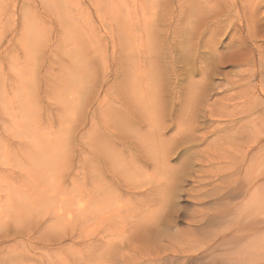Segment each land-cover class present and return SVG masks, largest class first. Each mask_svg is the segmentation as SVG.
Returning <instances> with one entry per match:
<instances>
[{"label": "rangeland", "instance_id": "374dc122", "mask_svg": "<svg viewBox=\"0 0 264 264\" xmlns=\"http://www.w3.org/2000/svg\"><path fill=\"white\" fill-rule=\"evenodd\" d=\"M96 1L0 0V204L6 196L17 202L9 204L16 207L12 215L4 219L0 212V264H211L228 255L239 258L232 264H264V230L252 245L213 250L208 239H219L230 216L213 225L216 231H193L191 216L180 212L168 234L154 230L164 226L174 202L183 211L218 197L204 204L186 191L175 199L170 190L188 156L176 144L169 150L178 131L172 124L188 122L182 108L195 102L188 104L192 85L206 82L205 94L195 98L208 109L251 111L258 120L260 90L253 97L252 89L258 78H244L248 66L241 59L264 48V0H105L100 8ZM217 19L222 23L208 26ZM189 41L192 61L183 55ZM161 53L170 81L160 94L155 60ZM149 111L167 128L148 123ZM205 117L197 133L209 127L210 137L208 144L194 143V158L203 161V174L234 175L241 167L235 176L242 183L247 163L237 156L250 142L228 146L223 131V139L211 135L225 127L240 137L242 123ZM212 141L230 157L205 151ZM189 178L185 189L194 185ZM243 213L264 217V198ZM182 245L186 260L169 261L177 250L184 257Z\"/></svg>", "mask_w": 264, "mask_h": 264}, {"label": "bare ground", "instance_id": "6f19581e", "mask_svg": "<svg viewBox=\"0 0 264 264\" xmlns=\"http://www.w3.org/2000/svg\"><path fill=\"white\" fill-rule=\"evenodd\" d=\"M104 1L105 0H97L95 6L97 8H100V6H101L100 4H103ZM105 2H107V1H105ZM228 4H230L229 6H231V5L235 6V3H233V2H232V4L231 3H228ZM228 11H230L229 8H228ZM26 19H27V17H26ZM221 23H222L221 20L217 19V20H214V22H212L211 25H208V26L209 27L210 26H216V25H219ZM184 47H185L183 49L185 51V53H183L184 57H186L188 59L187 61H192L194 59V55L192 53H190V50L193 48L190 41H189V44L187 43L186 45H184ZM256 47L258 48L257 49L258 56H256L255 54H252V56L247 55V57L244 56L245 58L241 59L242 65L248 66L247 68H245V71L248 72L249 76H245L244 78H247L249 82H252L250 80L251 77L258 78V83L255 84L256 86L252 87V89L254 91L253 97L256 96L255 94L258 90H260L258 94H260V93L264 94V48L262 47V45H257ZM159 52H161L160 46H158V50H157V53H159ZM186 52H188V53H186ZM252 52H253V50H252ZM127 56H128V54H127ZM124 57H126V55ZM155 61L158 64V66L155 67L156 68L155 73H156V77H157L156 79L158 80V90H160L161 87H164V89H162L160 91V94H161V92L163 90H167L169 88V87H167L168 82L170 81L169 76L167 74V69H168L167 64L168 63H166L167 62L166 56L164 58L163 53L158 54L157 60H155ZM161 63H162V65H161ZM196 83H198V85L197 84L192 85L191 95L189 97L190 102L188 101V104H189V103H191L192 99L193 100L195 99V102L192 103L193 106L191 108H189V106L182 108L184 110L186 109L185 111H188L191 114V115L189 114V116H188V122L185 124V121L182 118H180V119H178V121L175 122V124L174 123L172 124V125L177 124L178 131H176L177 132L175 135L176 139L174 138V141L171 142L172 144L171 143L169 144L168 148L171 152H173L172 145L176 144V146L178 148H181V153H187L188 156L186 158L183 157V162L186 165V167L183 168L179 172L180 175H178L177 180H175L176 181L175 184L173 185V187L170 190H171L172 196L175 199L179 198L181 192L186 191L188 197H190V198H192V199H194L200 203L204 202V204H206V202L204 200L207 197H211V196L213 197L215 195H218V197L214 200H209V201L207 200L208 203L203 208H199V209L184 208L183 211H181L179 204L174 202L173 204L170 205L171 207H169L170 211L169 210L168 211L170 213L166 210L168 213L166 214L167 216L164 215V217H167V220H166V218L164 220L165 221L163 224L164 226L161 225L160 227H157V229H154V228L153 229L155 230V232L157 234H159L161 230H162V234L163 233L168 234L170 229H171L170 226L173 225V224L171 225V223H173V221H174L172 215H174L176 213H180V212H182V214L184 212L185 216L188 214L187 216L189 218L191 216V220H193L192 222H194L195 226H196L192 229L193 231L194 230H202L203 231L205 229V227L210 228L213 231H216L213 229V225L218 224L220 222L222 223L223 221H226L230 218V220H232V222L225 227L224 233L219 237V239L218 238L216 239L213 236L209 237V239H208V241H212L213 244H215V247L214 246L212 247L213 250L224 246V248L229 253V250L235 249L238 246L240 247L242 245H245V246L252 245L254 235L258 231L264 230V217H261L258 220L246 219V215H245L244 218H241V216L244 214L243 208L248 207L249 209H252L253 202L255 203V201L258 198L259 199L261 198V200L264 198L263 197L264 196V99L259 100L258 94H257L256 99H254L258 103L257 107L260 110L259 116L257 117L258 120L251 118V116L253 115L251 111L240 110L239 112L237 111V112L228 113V114H225L223 111H216L215 112V111H212V110L207 108L206 101L203 103V101H198V97L195 98V96L197 94H205V92H206V87H205L206 82L203 79L196 82ZM156 110H158V109H156ZM160 112H161V110H160ZM206 115H209V117L217 115V116H222L224 118H228V119H226L225 123L229 126L235 127L239 123H242L241 125L238 126V129H237L239 131L243 130L240 137L234 135V133L232 131L226 130L225 127H218V126H217L218 128H215L211 133V135L221 134L220 136L223 139L224 138L223 133L220 132V131H223L224 135L228 136V139H226V140L228 142H230V141L233 142V143L231 142L232 144L231 143L228 144V142H227L228 146L229 145L230 146H238V142H245L244 144L247 145L250 142V145L247 146V148L241 153V155L237 156V159L240 158L241 161H244V163H247L246 164L247 165L246 173L243 176L244 181L242 183H239L238 182L239 179L235 176V174L236 175L239 174L238 172L241 171L240 170L241 167L238 170L234 171V175H230L228 173L227 174L222 173V175L214 174V173L213 174H211V173L210 174H203V172H204L202 170L203 165H204L203 161L198 159V158H194V151L192 150L194 148V143H196L195 145L201 144L203 142H204V144L206 142H207L206 144H208V139L210 137L209 135H207L211 132V130H209V127H208V133L205 132V134L202 136L198 135V133H197L199 130V127L202 125L201 119L203 117H205ZM238 115H242V116L238 118L237 117ZM148 116H149V117H147L148 123L152 124L153 127H156V128L159 127L160 129L167 128L166 126H162V124L165 121H163L161 117H156L157 113H155L154 111H149ZM163 117H165V116H163ZM213 122L214 123L217 122L218 124L222 123L221 121H216V120H213ZM182 136H183V138H182ZM160 138L162 139V134L160 135ZM214 142L212 141L209 144L210 147L209 146H208L209 148L206 147L205 151L206 150L212 151L213 145L216 144ZM220 144L221 143H219L217 145H220ZM222 146H224V145H222ZM222 146L220 145L219 147L221 148ZM220 148L217 151H215L214 150L215 148H214L212 151L213 155L216 156L217 153L220 152V155L222 158H228V156L230 157L231 152L229 151L228 148H227V151L229 153L226 152L225 149L224 150L222 149V151H219ZM47 153H49V152H47ZM50 154H52V153H50ZM164 157H165V154H164ZM234 157H236V156H233V158ZM197 161H199V163H197ZM177 173H178V171H177ZM188 177H190L192 179V181L194 182V185H193V187H189V188L185 189L183 183L186 182V179ZM217 180H219L221 182L220 183L221 185L219 188H218L219 184L216 186L213 183L214 181L217 182ZM173 181H172V183H173ZM232 181L236 182V184L233 186L231 185L233 183ZM223 183L225 185H222ZM47 185L50 186L49 184H47ZM47 185L44 186L46 188V189H44V192H46V193L49 190V189L47 190V188H51V187H48ZM207 189H209V190H207ZM203 190H204V192H203ZM8 195H11V193H9ZM28 196H30V195H28ZM6 197L4 200L5 201L7 200V202L9 201L8 204L7 203L5 204V201H3V200H2V202L4 204L3 203L0 204V212H2V213L4 212L3 213L4 219L8 215H12V213H14L16 210L15 206L9 207L10 206L9 204L10 203L13 204L15 201L12 202L10 199L8 200ZM239 198H240V201H237V202L234 201V200L239 199ZM12 199H14V198H12ZM218 199H219V201H216ZM90 201H91V199H90ZM15 203H17V202H15ZM86 206H87L86 203H80L79 204V208L82 210H85ZM3 208H5V209L7 208L5 210L6 212L3 210ZM176 217H177V215H176ZM196 218H198V219H196ZM226 224H228V223H226ZM175 225H176V223H174L173 227ZM189 229L191 230V228H189ZM159 236H160V234H159ZM150 237L152 240V236H150ZM179 237H180V235H178L176 233L175 238L174 237H171V238L178 239ZM171 238L169 237V239H171ZM173 241H175V240H173ZM176 242H177V240H176ZM212 242H210V243H212ZM179 243L181 244V242H179ZM263 243H264V241H263ZM187 244H189V243L187 242ZM227 244L229 246H227ZM178 245H177V247H178ZM181 247H183V245ZM188 247H190V246H188ZM184 248L185 247H183V249H181V254H185L184 257H182V256L177 257L178 254H176V253L178 252V250L176 249L177 252H175V250L173 251V252H175V255L174 256L172 255V257H169L167 259L169 261L173 260V262L174 261L178 262V260L181 261L182 259L186 260V257L188 256L187 255L188 251H186ZM165 249L168 250L167 247ZM194 251L195 250H193L192 252L194 253ZM198 251L200 252V250H198ZM192 252H190L191 255H193ZM237 259H239V258L238 257L234 258L232 255H228V256L224 257V259H222V261L224 263H222V261H220L218 263H216L215 261H211V264H221V263L227 264V262L229 264H232L231 263L232 260H237Z\"/></svg>", "mask_w": 264, "mask_h": 264}]
</instances>
